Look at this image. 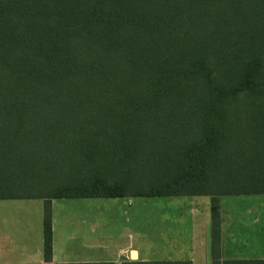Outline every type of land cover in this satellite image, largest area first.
I'll use <instances>...</instances> for the list:
<instances>
[{
  "label": "trees",
  "instance_id": "trees-1",
  "mask_svg": "<svg viewBox=\"0 0 264 264\" xmlns=\"http://www.w3.org/2000/svg\"><path fill=\"white\" fill-rule=\"evenodd\" d=\"M215 2L0 0V200H43L45 262L51 200L208 196L212 264H264L217 201L264 194V7Z\"/></svg>",
  "mask_w": 264,
  "mask_h": 264
},
{
  "label": "crops",
  "instance_id": "crops-1",
  "mask_svg": "<svg viewBox=\"0 0 264 264\" xmlns=\"http://www.w3.org/2000/svg\"><path fill=\"white\" fill-rule=\"evenodd\" d=\"M153 198L162 200L154 205L153 260L139 232L98 230L96 211L81 199H57L50 202V262L43 259V200H0V264H212L211 198ZM217 201L220 261H264V194Z\"/></svg>",
  "mask_w": 264,
  "mask_h": 264
},
{
  "label": "rangeland",
  "instance_id": "rangeland-1",
  "mask_svg": "<svg viewBox=\"0 0 264 264\" xmlns=\"http://www.w3.org/2000/svg\"><path fill=\"white\" fill-rule=\"evenodd\" d=\"M174 6L186 10L194 7V11L189 16L188 22L206 23L209 16V7L214 9L217 5L215 0H173ZM244 6L246 13H253L255 16L258 9L264 7L263 0H238ZM185 11H182V13ZM207 17H206V15ZM248 20V19H247ZM239 23L243 20L237 19ZM245 21V20H244ZM253 21V20H252ZM82 205L90 206L98 215V230L111 229L113 232L125 233L139 232L145 240V253L148 258L153 260V239H154V205L159 198H135V199H106L92 198L79 200ZM122 212L128 213V216H121Z\"/></svg>",
  "mask_w": 264,
  "mask_h": 264
},
{
  "label": "water",
  "instance_id": "water-1",
  "mask_svg": "<svg viewBox=\"0 0 264 264\" xmlns=\"http://www.w3.org/2000/svg\"><path fill=\"white\" fill-rule=\"evenodd\" d=\"M134 253H131V258H133Z\"/></svg>",
  "mask_w": 264,
  "mask_h": 264
},
{
  "label": "bare ground",
  "instance_id": "bare-ground-1",
  "mask_svg": "<svg viewBox=\"0 0 264 264\" xmlns=\"http://www.w3.org/2000/svg\"><path fill=\"white\" fill-rule=\"evenodd\" d=\"M133 257H135V254L133 255Z\"/></svg>",
  "mask_w": 264,
  "mask_h": 264
}]
</instances>
